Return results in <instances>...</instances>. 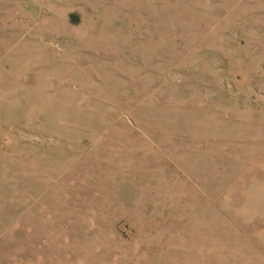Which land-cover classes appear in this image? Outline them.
I'll return each mask as SVG.
<instances>
[{
    "label": "rangeland",
    "instance_id": "374dc122",
    "mask_svg": "<svg viewBox=\"0 0 264 264\" xmlns=\"http://www.w3.org/2000/svg\"><path fill=\"white\" fill-rule=\"evenodd\" d=\"M0 264H264V0H0Z\"/></svg>",
    "mask_w": 264,
    "mask_h": 264
}]
</instances>
